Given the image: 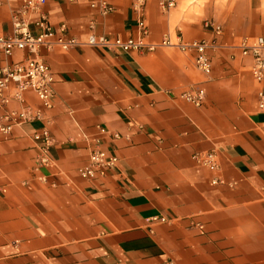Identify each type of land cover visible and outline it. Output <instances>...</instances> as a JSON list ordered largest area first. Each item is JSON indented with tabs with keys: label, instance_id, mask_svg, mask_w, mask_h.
I'll list each match as a JSON object with an SVG mask.
<instances>
[{
	"label": "crops",
	"instance_id": "crops-1",
	"mask_svg": "<svg viewBox=\"0 0 264 264\" xmlns=\"http://www.w3.org/2000/svg\"><path fill=\"white\" fill-rule=\"evenodd\" d=\"M109 1L113 10L100 15L87 0H45L39 9L56 34L80 43L0 53V65L30 55L53 73L48 108L31 90L23 93L41 119L0 132V264H264V106L256 96L264 76L253 78L250 56L236 46L244 35L264 38L259 1L235 3L227 20L211 18L222 30L206 75L192 51L174 46L121 51L85 44L90 31L137 34L132 0ZM183 2L162 12L157 0L144 1L147 40L211 36L198 3ZM19 3L0 0V32L11 30ZM37 15L27 13L32 33ZM197 86L204 90L199 106L181 96ZM19 107L9 99L0 117ZM42 124L53 164L34 169L30 133ZM92 137L118 159L103 176L82 178ZM200 150L215 151L216 172L191 158ZM213 175L232 184H211Z\"/></svg>",
	"mask_w": 264,
	"mask_h": 264
},
{
	"label": "built area",
	"instance_id": "built-area-1",
	"mask_svg": "<svg viewBox=\"0 0 264 264\" xmlns=\"http://www.w3.org/2000/svg\"><path fill=\"white\" fill-rule=\"evenodd\" d=\"M45 0H20L10 17L11 30L7 33L0 32V53L9 56L13 49H21L35 52L39 48L49 49L54 45L61 49H68L78 45L74 37H66L56 34L54 28L48 22L44 12L39 7ZM145 0H132V7L136 12L135 36H108L106 34H94L90 31L85 44L105 49H118L121 51L139 50L150 51L158 46H174L180 51L193 52V64L204 75L210 70L209 50L218 47L217 35L221 33V26L212 19L205 18L202 26L211 32L210 37L184 40L179 37L171 39L165 33L159 41L153 42L146 39L148 34L147 23L143 17V5ZM88 6L96 10L100 15H106L113 10V5L109 0H87ZM158 7L162 12L168 11L175 6L176 0H157ZM29 12H37V18L33 24L37 27V32L32 33L28 29ZM63 30L64 24H60ZM88 28H92V21H89ZM242 55L250 56L249 71L258 82L264 76V38L261 35L240 37L236 45ZM53 83V73L49 65L36 56L26 55L20 59L6 61L0 65V105L5 104L9 99H15L20 103V107L13 112H6L0 117V132L8 133L13 124L30 119H41L40 109H31L24 103L23 93L31 90L38 98L43 108L51 105V86ZM11 88L10 94L5 90ZM204 90L197 86L192 89L182 91L181 96L195 106L203 102ZM257 106H264V89L257 91ZM14 116V118H12ZM100 133H107V130L98 126ZM112 137H117L116 132L111 133ZM30 137L35 144L34 169L41 166L53 164L50 153L52 143L51 135L44 124L34 129ZM87 159L78 169V174L82 178L101 177L108 170L114 168L117 156L99 147V137L91 138ZM191 158L199 165L211 171L219 169L217 156L214 150L195 151L191 153ZM209 182L211 184L225 183L231 185V181H226L222 176L213 175ZM163 219V218H160Z\"/></svg>",
	"mask_w": 264,
	"mask_h": 264
},
{
	"label": "rangeland",
	"instance_id": "rangeland-1",
	"mask_svg": "<svg viewBox=\"0 0 264 264\" xmlns=\"http://www.w3.org/2000/svg\"><path fill=\"white\" fill-rule=\"evenodd\" d=\"M190 1H196L198 3L200 13H203V18H212L220 22L229 19L234 13L235 3H242V0H184L183 5ZM257 2L259 3L260 8L264 10V0H252L253 4H256ZM234 26L241 28L242 24L239 22L237 24L235 23Z\"/></svg>",
	"mask_w": 264,
	"mask_h": 264
}]
</instances>
